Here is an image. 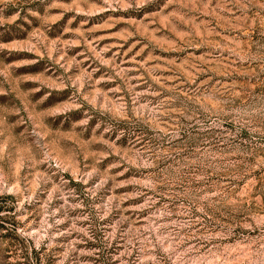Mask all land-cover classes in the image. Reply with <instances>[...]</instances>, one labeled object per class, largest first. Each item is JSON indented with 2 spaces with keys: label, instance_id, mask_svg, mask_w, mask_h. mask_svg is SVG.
<instances>
[{
  "label": "rangeland",
  "instance_id": "1",
  "mask_svg": "<svg viewBox=\"0 0 264 264\" xmlns=\"http://www.w3.org/2000/svg\"><path fill=\"white\" fill-rule=\"evenodd\" d=\"M0 264H264V0H0Z\"/></svg>",
  "mask_w": 264,
  "mask_h": 264
}]
</instances>
